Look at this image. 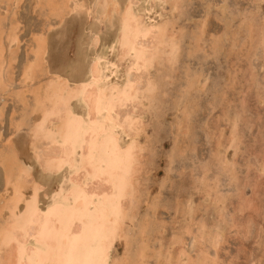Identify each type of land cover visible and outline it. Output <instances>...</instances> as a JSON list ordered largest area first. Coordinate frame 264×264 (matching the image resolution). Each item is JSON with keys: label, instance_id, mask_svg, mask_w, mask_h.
Segmentation results:
<instances>
[{"label": "rangeland", "instance_id": "1", "mask_svg": "<svg viewBox=\"0 0 264 264\" xmlns=\"http://www.w3.org/2000/svg\"><path fill=\"white\" fill-rule=\"evenodd\" d=\"M52 1L62 2V0ZM81 1L83 2L81 3ZM85 1L87 4L85 3ZM95 1L96 0H69V5L72 8L74 7V10L69 13L70 16H65L67 18L69 17L68 19L64 18L62 21H60L55 15H51V18L50 10L46 7L43 8L42 5L38 4L39 0H22L20 1V3L18 2V4L15 0H0V4L3 2L2 5H0V17L2 18H0V37L1 41L4 43V54L6 53L5 56L9 59L12 53L10 52L11 50H8V48H10L12 45H10L7 36L11 34V24L18 23L17 29H15L16 31H18L16 32L18 43L13 44L15 45L12 46L13 49L12 47L10 48L12 49V51H14V54L12 55L14 68L10 77L13 81L10 82L9 88H5L6 91L4 93L0 92V108H4L2 110L3 117L0 119V148H3L7 142V139L13 136L12 141L16 146L20 159H22L28 165H31V160L34 159L33 164L31 165V174L35 181L43 184V189L40 191V205L43 208L45 207V204L47 205V203L50 201V197L58 188L60 181L67 173V169H63L59 173L57 172L55 174L49 172L48 175V172L42 170L41 166H39V162L36 160V157H34L35 153L31 146L33 135L30 128H33V123L35 124V122L38 121L41 115L39 114V111L32 113V109L35 104L33 91H42L47 81H49L51 78L56 77L57 75L66 77L71 85L74 84L75 80L87 77V72L90 69V65L93 60L92 58H94L97 54L100 55V53H97V51L101 52L102 55L100 56L105 57L106 61H117L119 55L118 46L117 48H115V50H113L111 44L118 34V30L116 28L118 26V21L116 20L114 26H112L110 23H108L107 20H103L102 18H100V16H98V14L92 12L90 9L91 7H94V3H96ZM126 1L127 0H120L122 7H124L123 5L126 4ZM167 1L172 4L167 3ZM167 1L135 0V2L137 3L136 5H134L135 12L138 10L136 13L144 16V19L147 22L151 24H162L167 20V22L170 24L169 27L171 29V32H173L174 36L177 38L176 42L179 43V50L176 55L177 58L175 57V60L172 64H170V62L166 60V57L164 55V57L162 58L164 60V63L162 62V59H159L155 64H153V66L155 65L154 68L150 67L148 69V78L151 77L149 80L155 81L157 83H154V92L156 91V93L152 92L153 95L152 93L149 95L147 94L148 92H146V99H143V106L145 109H148L147 112H145V109L139 110L138 108L136 109V111L138 112L134 111L135 117H138V115H140L138 119H141V116L143 117L141 121L144 119L142 121L144 129L140 132V136L136 137L137 139L139 138V142L142 141L140 142V144L145 141L143 143V147H145L146 150L142 151V164L144 165H142L143 170L140 174V179L142 181L139 182L135 216L132 220L127 219L128 221L126 220L125 222L126 229L128 230L127 234H129V244L126 243L125 238L118 239L112 249L113 253L111 262L112 260H115V257L116 260L120 262L122 260L131 261L132 259L134 260L135 257L137 259L140 249L145 244L147 246H145L147 249L146 256H150L151 254L153 255H151L149 258L147 256V258H145V260H147L146 262L144 261V264H159L160 257H162V261L163 258H167L168 261L170 259L173 264L176 263L175 261H177L179 264H188V259L190 261V264H264V0H258V2L257 0ZM76 2L80 3V5L84 3V5L81 6L82 9L81 7H78L79 9H75ZM175 2L177 4L179 3V6L176 8L177 10L174 8L177 6V4L176 6L173 5ZM166 3L167 5L165 6ZM162 5L163 7H161ZM151 6L153 8L155 6V8L153 9ZM179 7L180 9H182L183 7L185 8H183L180 12ZM186 7H188L187 10ZM80 9L82 12H80ZM161 9H165L167 12ZM82 15L83 18L81 17ZM93 15H95L96 17ZM14 16L16 19L14 18ZM172 19L174 20V22L172 21ZM177 20L179 21V23L177 22ZM242 20L244 22H242ZM87 21L89 22V24H94V26L91 24L89 25ZM246 21L248 22L245 23ZM83 22H85V25L83 24ZM95 22H97L98 24L96 25ZM101 22H104V24H102ZM241 22L243 23V26ZM259 24L263 25L262 28ZM49 25L51 26L49 27ZM256 25L258 27H256ZM254 26L258 28H255L256 31H254L255 29H253ZM239 28L243 32H241ZM7 30L9 31L8 33ZM96 30L98 31L99 40L101 41L98 42L96 46H94L92 39L96 36ZM176 30L179 32H177ZM257 30L260 31L258 32ZM39 31L42 32L40 34L46 37L47 43H49L50 41L48 45V52L50 53L46 55L47 60H45L44 62L46 65L43 64L42 67L44 70L42 69L39 72V75H37V78L35 80L33 79L31 81L28 80L25 82L23 76L24 70L26 69L25 66H28L30 62L34 60V54L31 52L32 48L34 49L35 47L36 40H33L32 38L35 37L34 39H36V36L39 35ZM258 33L260 34V36L257 35ZM83 35L86 38L85 42H83L84 37L81 40V37ZM87 36H89V39ZM234 36H236L235 39ZM200 38L203 40H201ZM91 40L92 42L89 43V41ZM213 40L216 43H214ZM81 41L82 43H80ZM194 42L198 43L199 47L198 45H195ZM85 43H87L88 45L86 46ZM221 44L223 47L220 46ZM252 44H254V46ZM5 45L7 48L5 47ZM93 46L95 48V52L94 48H92ZM212 48L215 49L212 50ZM85 49L86 51L84 52ZM127 61L129 62L126 63ZM130 62V58L122 62L117 70V73L114 75H110V83L122 82L126 69L125 66H128ZM174 63H176L177 65ZM172 65H174L175 67ZM71 70L74 71V74ZM154 70L155 72H153ZM167 70L169 71L168 74ZM45 71H47V73ZM65 71H67V73ZM184 72H186V74ZM195 73L196 76L194 75ZM192 76L195 77L193 78ZM40 80L43 82H41ZM192 82H194L193 85H191ZM40 83L42 84V86ZM195 84H197L198 86H196ZM23 86L24 88H22ZM31 86L33 88L34 86L36 88H39H34L33 90ZM30 87L33 91H31ZM193 87L196 88L194 89ZM25 89L27 90L25 91ZM15 93L16 95H13ZM18 95L21 100L18 98ZM148 95L150 96L149 99ZM150 99H152L153 101ZM158 100H162L165 103ZM23 102H27L28 104L26 103L24 106ZM148 102L150 104H147ZM3 103L6 104L3 105ZM71 104L73 109L78 112H83L85 110V107L83 105L84 103L80 99H76ZM26 109L28 110L27 112ZM161 111H163L164 114H162ZM25 112L28 114V117L30 119L27 117V114ZM146 113L147 115H145ZM150 113L152 115H150ZM143 115L145 116V118ZM149 116L151 118H149ZM17 119H23V121L28 119L29 121H25L21 129L15 132L16 124L14 125V121L16 123L18 121ZM154 119H156L157 123ZM160 124L162 125L160 126ZM132 133L131 136L134 135V132ZM145 133H147L146 135L148 136V139H146L147 136L145 137ZM29 136L30 141L28 139ZM128 139L129 138L126 137V140ZM149 140L151 141L149 142ZM231 140L233 143L231 142ZM228 142L232 144H229ZM25 144L26 146H23ZM231 145L233 147H231ZM152 146H155L154 149ZM152 151L154 152V154ZM144 155H146L147 157ZM149 158L152 160H150ZM227 168H229V170ZM3 171V168L0 167V194L4 193L5 191V178ZM37 173L40 175H38ZM236 175L237 179H234ZM145 180L146 182H144ZM234 180L235 182H233ZM215 181H217V183L219 181V185L216 184ZM204 182H207L206 185ZM205 186H207V188ZM205 188L206 191H204ZM28 190L27 191L29 193L31 191L30 185L28 187ZM140 193L142 196L140 195ZM215 193L216 195L214 196ZM219 193L220 195H222V197H224H220ZM223 200L224 202L226 200V208L224 206V202H222ZM184 201L187 203L186 205ZM245 201L247 204H244ZM212 203L218 205L217 207L220 206V210H218L216 205L213 206ZM239 203H241L242 205ZM221 204L223 207L221 206ZM188 206L190 209L188 208ZM152 207H157V209H155L156 211ZM178 207L182 212L180 211V209H178ZM185 208L187 210H185ZM151 209H153V212L151 211ZM161 217L162 220L160 221ZM220 217L223 218V221ZM140 220L141 222L144 220L147 222H142V225V223L139 222ZM144 223L148 224L146 225ZM185 223L187 226L185 225ZM223 223L225 224L223 225ZM188 225L192 227V232H188L191 231L190 229H187L189 227ZM151 227L153 228V230ZM185 227L188 231L185 230ZM215 228H217V230ZM136 231H138V234H136ZM194 231L196 234L194 233ZM199 231L201 233H199ZM134 232L137 236L134 234ZM151 233L153 234L152 238L150 239ZM206 233L210 234L206 235ZM147 234H149L150 237ZM177 234L180 235L179 239H177ZM190 234L193 236V238ZM138 235H141L142 237ZM199 235L202 236L201 239ZM217 235L218 238L216 239L215 237H217ZM147 237L150 241H152L150 242L148 240L149 242H146ZM208 237H211L210 240L212 241V243L209 242L210 240ZM181 238H184V240H182ZM212 238L215 240H212ZM156 239H158L159 241H156ZM154 240L156 243H153ZM174 242L177 245L173 244ZM195 242L198 244V246H196L197 244ZM200 243H203V246ZM126 244L127 246H125ZM167 244H170V246H167ZM180 244L182 246L180 248L182 252L179 251ZM214 245L216 246L214 247ZM128 246H131L130 248L133 251H131ZM158 246L160 248L162 246V248L160 249ZM200 246H202L201 248L203 250L200 248ZM172 247L176 250L174 251ZM183 251L185 254L183 253ZM131 252H134L132 253L133 256ZM157 252L159 253V256ZM167 252H169V257L165 256V253L166 255H168ZM176 253L178 254L175 256ZM188 255L191 256L189 257ZM125 257L130 258L127 259ZM173 257L174 260L172 259ZM154 258L155 260H153ZM167 260H165V263L161 262V264H166ZM171 262L170 264H172Z\"/></svg>", "mask_w": 264, "mask_h": 264}, {"label": "bare ground", "instance_id": "2", "mask_svg": "<svg viewBox=\"0 0 264 264\" xmlns=\"http://www.w3.org/2000/svg\"><path fill=\"white\" fill-rule=\"evenodd\" d=\"M10 1H14V0H10ZM15 1H17V4H18V2L20 3V1H22V0H15ZM68 1L69 0H62V2H59V1L57 2V1H52V0L51 1L50 0H39L38 4L42 5L43 8L44 7L48 8L50 10V13H51L50 16L55 15L57 17V19L62 21L64 18H67V17H65L66 15L70 16L69 13L74 10V7L73 8L70 7ZM82 2L83 1H81V3ZM95 2L96 3H94V7L93 8L91 7V9H90L92 12L98 14V16H100V18H102L103 20H107L108 23H110L112 26H114V23L116 20L118 21V26L116 27L118 30V34H117L116 38H114V40L111 44V47L113 50H115V48H117V46H118V50H119L118 59H117V61H114V62L106 61L105 57L100 56V55H102L101 52L97 51V53H100V55H98V54L96 56L94 55L95 57L92 58L93 60H92V63L90 65V69L87 72V77L79 78V79L75 80L73 85H71L69 83V80L66 77H63L61 75L60 76L57 75L56 77L51 78L49 81H47L45 86L43 85L44 88L43 87H42L43 89L41 88L42 91L41 90H39V91L34 90V88L37 89L39 87L36 88L34 86V88H33L31 86L34 91L30 87L31 91H33V94H34L33 97L35 98L34 99L35 104L33 106L32 113L39 111V114L41 115L40 118L38 119V121H36V122L34 121L35 124L32 122L34 126H33V128H30L32 135H33V138H34V139L32 138L33 141L31 144L32 149L34 150V153H35L34 157H36V160L39 162V164H40L39 166H41L42 170L45 172H48L47 173L48 175H49V172L55 174L57 172L59 173L63 169H67V173L66 174L64 173L65 175H64L63 179L60 181L58 188L55 190L53 195L50 197V201L47 203V205L45 204V207L43 208L40 205L41 204L40 203V191L43 189V184L35 181L32 177V174H31V169H32L31 165L33 164L34 159L33 160L30 159L32 161L31 165H28L22 159H20L18 151L16 149V146H15L14 142L12 141L13 136H11L7 139V142L3 148H0V167L3 168V170H4L3 172H4V178H5L4 179L5 180V183H4L5 184V188H4L5 191H4V193L0 194V264H119V263L120 264H144L147 260V259L145 260V258H147V256H148V255L146 256V254H147L146 253V251H147L146 247L147 246L145 244L143 245V247L141 249L139 248L140 252L138 253L137 259H136V257H135L136 260L135 259L133 260L131 258L132 259L131 261L130 260H128V261L122 260L120 262V261H117L116 257H115V260H112V262H111L112 253H113L112 249L115 245V242L120 238H125L126 243L129 244V241H128V235L129 234H127L128 230L126 229L125 222L127 219L132 220L135 216V213H136L135 207H136V200L138 199L137 196H138L139 182L142 181L140 179V174L143 170L142 165H144V164H142V160H143V158H142L143 152L142 151L146 150L145 147H143V145H144L143 143L145 141L142 144H140V142H142V141L139 142L138 141L139 138L137 139L136 137H139L140 132L144 129L143 124H142V121L144 119L141 121V119L143 118L142 116H141V119L140 118L138 119V117L140 115H138V117H135L134 111L138 112V111H136L137 108L139 110L145 109L143 106V99H146V92H148L147 94H149V95L152 92H154V88H155L154 83H156V82L149 80L151 77L148 78V75H149L148 69L150 67L154 68L155 65L153 66V64H155L159 59H162L164 57V55L166 57V60L169 61L170 64H172L173 61L175 60L177 53H178V50H179L178 44L179 43L176 42L177 38L174 36L173 32H171V29L169 27L170 24L167 22V20L166 21L164 20L165 22L162 24L161 23L151 24L144 19V16L136 13L138 10L135 12L134 5L137 4L135 2V0H127L126 4L123 5L124 7L121 6L122 4H121L120 0H96ZM257 2H258V0H257ZM2 3L0 5H2ZM85 3H86V1H85ZM167 3H169V2L167 1ZM167 3L165 4V6L167 5ZM149 4H151V3H149ZM169 4H172V3H169ZM176 4L177 3L175 2L173 5L176 6ZM82 5H84V3L80 5V3L76 2L75 9L76 8L79 9L78 7H81ZM261 5H262V3H261ZM178 6H179V3L174 8L176 9ZM161 7H163V5ZM152 8H151V10H152ZM154 8H155V6H154ZM183 8H185V7H183ZM187 8L188 7H186V10H187ZM81 9H82V7H81ZM81 9H80V12H82ZM170 9H172V8H170ZM179 9H180V7H179ZM182 9H180V12ZM34 10H36V9H34ZM86 10H84V11H86ZM99 10H100V12H99ZM161 10H163V9H161ZM84 11H83V13H84ZM166 12H164V13H166ZM178 12H179V10H178ZM174 13H176V12H174ZM42 15H43V13H42ZM83 15L81 16L82 18H83ZM93 16H95V15H93ZM236 16H234V17H236ZM170 17H172V16H170ZM3 18H4V16H3ZM14 18H15V16H14ZM51 18H52V16H51ZM249 18H251V17H249ZM12 19H11V21H12ZM98 19H99V17H98ZM240 20H241V18H240ZM5 21H7V20H5ZM55 21H57V20H55ZM172 21L174 22L173 19H172ZM248 21H246L245 23H247ZM98 22H99V20H98ZM177 22L179 23L178 20H177ZM242 22H244V21L242 20ZM84 23L85 22H83V24ZM95 23H96V25L98 24L97 22H95ZM253 23H255V22H253ZM88 24H89V22H88ZM90 24L94 26V24H92V23H90ZM102 24H104V22ZM11 25H12V31H10L11 34L9 33L10 35L7 36V33L9 32L7 30L6 36L9 39L10 45L15 46L13 44L18 43L17 33H16L18 31L15 30V29H17L18 23H14ZM259 25H261V24H259ZM50 26L51 25H49V27ZM64 26H65V24H64ZM182 26H180V27H182ZM242 26H243V23H242ZM247 26H248V24H247ZM262 26L263 25H261L260 27L262 28ZM49 27H47V28H49ZM88 27H90V26H88ZM105 27H106V25H105ZM256 27H258V26L256 25ZM256 27L254 26L253 29H255ZM86 28H87V26H86ZM240 28H241V24H240ZM240 28H239V30H240ZM7 29H9V28H7ZM94 29H95V27H94ZM99 29H100V27H99ZM111 29H112V27H111ZM256 29H258V28H256ZM256 29L254 31H256ZM84 30H85V28H84ZM251 30H252V28H251ZM260 30H262V29H260ZM260 30H257V31L259 32ZM46 31H43V32H46ZM100 31H101V29H100ZM108 31H111V30H108ZM201 31H203V30H201ZM95 32H96L95 33L96 36L92 39L94 46H96L98 44V42L101 41V40H99L98 31L96 30ZM177 32H179V31H177ZM227 32H229V31H227ZM241 32H243V31H241ZM3 33H5V32H3ZM40 33H42V32L39 31V35L36 36V39H34L35 37L33 34L34 38H32V39L36 40V44L34 43L35 47H34V49L32 48V52H31L34 54V60L31 61L28 66H25L26 69L24 70V75H23L25 82L28 80H30V81L33 79L35 80L37 78V75H39V72L43 69L42 68L43 64L46 65L44 63L45 60H47L46 55L50 53V52H48V45H49L50 41H49V43H47L46 37ZM183 33H184V30H183ZM183 33H182V35H183ZM252 33H255V32H252ZM18 35H19V33H18ZM106 35H108V34H106ZM257 35L260 36L259 33ZM0 36H1V34H0ZM262 36H263V34H262ZM83 37H84V35L81 37V40ZM87 37L89 39V36H87ZM235 37L236 36H234V39H235ZM194 38H196V37H194ZM85 39L86 38L84 37L83 42H85ZM92 40L89 41V43L92 42ZM201 40H203V39H201ZM184 41H185V38H184ZM263 42H262V44H263ZM6 43H8V42H6ZM80 43H82V41ZM102 43H103V41H102ZM214 43H216V42L214 41ZM3 44L4 43L1 41V37H0V92L1 93H4L6 91V89L9 88L10 82L13 81L12 78H10V77L12 75V71L14 68L13 67V58H12V55L14 54V51H12L13 47L11 46L12 49H10L11 47L8 48V50H11L10 52L12 53L11 57L9 59V58H6V56H5L6 53L4 54L5 49H4ZM85 44H86V46L88 45L87 43H85ZM104 44H103V46H104ZM83 45H84V43H83ZM195 45H198V43H195ZM252 45L254 46V44H252ZM19 46H20V44H19ZM94 46L92 48H94ZM183 46H184V44H183ZM220 46H222V44ZM5 47H6V45H5ZM198 47H199V45H198ZM98 48H99V46H98ZM198 49H200V48H198ZM213 49H215V48H212V50ZM85 51H86V49L84 50V52ZM189 51H190V49H189ZM94 52H95V48H94ZM204 53H205V51H204ZM88 55H86V56H88ZM207 55H209V54H207ZM129 58H130L131 62L128 66H125L126 69H125V74L123 73L124 79L123 80L121 79L122 82L110 83V81H109L110 75L116 74L117 70L120 67V65L122 64V62L126 59H129ZM128 62L129 61H127L126 63H128ZM162 62L164 63V60ZM174 64H176V63H174ZM172 66H174V65H172ZM174 67H172V68H174ZM121 69H122V67H121ZM166 69H167V67H166ZM45 70H47V69H45ZM168 70H167V74L169 72ZM189 70H190V68H189ZM67 71H65V72L67 73ZM75 71H77V70H75ZM45 72L47 73V71H45ZM72 72L74 74V71H72ZM153 72H155V70ZM184 73L186 74V72H184ZM75 74H76V72H75ZM63 75H65V74H63ZM175 75H176V73H175ZM194 75L196 76V73ZM43 76H44V74H43ZM195 76H192V77L194 78ZM204 76H205V74H204ZM161 78H163V77H161ZM188 78H189V76H188ZM116 80H118V79H116ZM41 82H43V81H41ZM163 82H165V81H163ZM190 82H191V80H190ZM193 84H194V82H192L191 85H193ZM22 85H23V83H22ZM24 85H26V84H24ZM30 85H32V84H30ZM189 85H190V83H189ZM195 85L198 86L197 84H195ZM204 85H205V82H204ZM41 86H42V84H41ZM188 87H187V89H188ZM22 88H24V86ZM157 89H158V87H157ZM26 90L27 89H25V91ZM23 91H24V89H23ZM158 91H159V89H158ZM11 92H13V91H11ZM154 93H156V91ZM13 95H16V93ZM26 95H28V94H26ZM149 95H148V99L150 97ZM152 95H153V93H152ZM162 95H164V94H162ZM18 98L21 100L19 95H18ZM164 98H165V96H164ZM14 99H16V98H14ZM76 99L77 100L80 99L84 103L83 105L85 107V110L83 109L84 110L83 112H81V111L78 112V111L73 109L71 103L73 101H75ZM152 99H150V100H152ZM160 99H162V98H160ZM156 100H157V97H156ZM158 101H162V100H158ZM145 102H146V100H145ZM162 102H164V101H162ZM26 103H24V106ZM5 104L6 103H3V105H5ZM147 104H150V103L148 102ZM3 109H4L3 107L0 108V119L3 117V111H2ZM186 109H188V108H186ZM145 110H146L145 112H147L148 109H145ZM159 110H161V109H159ZM27 111L28 110L26 109V112ZM161 112H162V114H164L163 111H161ZM145 115H147V113ZM150 115H152V114L150 113ZM186 116H183V117H186ZM27 117H28V114H27ZM144 118H145V116H144ZM149 118H151V117L149 116ZM153 118H154V116H153ZM23 119H25V118H23ZM23 119H20L18 121L16 120L17 121L16 123L14 121V125L16 124L15 125L16 126L15 132H17V130H20L22 125L24 124V122L28 120L27 119V120L23 121ZM154 120L156 121V119H154ZM154 120H152V121H154ZM160 122H162V121H160ZM178 122H180V121H178ZM27 123H29V122H27ZM156 123H157V121H156ZM181 124H182V122H181ZM161 125L162 124H160V126ZM153 127H154V125H153ZM23 128H24V126H23ZM231 131H234V130H231ZM132 132H134L133 136H131L133 134ZM146 134L147 133H145V137L147 136ZM235 134H236V132H235ZM12 135H13V133H12ZM129 136H131V137H129ZM126 137H128L129 139L126 140ZM235 137H234V139H235ZM28 139L30 141V136ZM146 139H148V136ZM150 141L151 140H149V142ZM231 142H232V140H231ZM22 143H23V141H22ZM232 143H229V144H232ZM229 144H227V145H229ZM23 146H26V144ZM235 146H237V145H235ZM152 147L154 149L155 146H152ZM231 147H233V146L231 145ZM227 148H229V147H227ZM153 154H154V152H153ZM144 156H146V155H144ZM150 160H152V159H150ZM148 166H149V164H148ZM34 168H36V167H34ZM227 169L229 170V168H227ZM146 171H144V172H146ZM38 175H40V174H38ZM60 176H62V175H60ZM230 178H231V176H230ZM235 178L237 179V175H236V177H234V179ZM42 181H43V179H42ZM144 182H146V180ZM215 182H216V184L219 183V181H218V183H217V181H215ZM233 182H235V180ZM206 183H205V185H206ZM29 185L31 186V191L28 193ZM200 187H202V186H200ZM205 187L207 188V186H205ZM206 188L204 191H206ZM216 190H217V188H216ZM140 195H141V193H140ZM215 195H216V193L214 194V196ZM219 195H220V193H219ZM157 196H159V195H157ZM220 197H222V195H220ZM144 198H142V199H144ZM147 201H148V198H147ZM215 201H216V199H215ZM242 201H243V199H242ZM141 202H142V200H141ZM217 202H219V201H217ZM222 202H224V200ZM222 202H220V203H222ZM225 203H226V200L224 202V206H225ZM241 203H239V204H241ZM186 204L187 203L185 202V205ZM244 204H247L246 201ZM182 205H183V203H182ZM214 205H216V204H213V206ZM217 206L218 205H216V207ZM221 206H222V204H221ZM183 207H184V205H183ZM219 207H217L218 210H220ZM138 208H139V206H138ZM152 208H154V207H152ZM186 208H185V210H187ZM188 208H189V206H188ZM191 208H193V207H191ZM225 208H226V206H225ZM237 208H239V207H237ZM240 208H242V207H240ZM155 209H157V207L154 208V210ZM178 209H180V208L178 207ZM152 210L153 209H151V211ZM191 210H193V209H191ZM180 211H181V209H180ZM177 212H178V210H177ZM184 212H186V211H184ZM142 215H144V214H142ZM184 215H185V213H184ZM136 216H138V215H136ZM138 218H136V219H138ZM221 219L223 221V218H221ZM161 220H162V217H161L160 221ZM144 221H142V222H144ZM139 222H141V220ZM145 222H147V221H145ZM161 223H164V222H161ZM144 224L147 225L148 223H144ZM224 224L225 223H223V225ZM142 225H143V223H142ZM185 225H186V223H185ZM191 226H192V224H191ZM191 226H189L187 228V229H190L191 231H188L186 229V227H185V230H187L188 232H192ZM143 227H145V226H143ZM199 228H200V226H199ZM224 228H226V227H224ZM215 229L217 230V228H215ZM152 230H153V228H152ZM187 231H185V232H187ZM200 231H199V233H201ZM136 232H137L136 234H138V231H136ZM149 233H150V231H149ZM194 233H195V231H194ZM212 233H214V232H212ZM134 234H135V232H134ZM152 234L153 233H151V235H150L151 237L149 236V234H147L150 237V239L152 238ZM204 234H202V235H204ZM208 234H210V233H208ZM208 234L206 233V235H208ZM138 236H141V235H138ZM176 236L178 237V238L177 237L176 238L179 239L180 235L177 234ZM214 236H215V234H214ZM191 237L193 238L192 235H191ZM199 237H200V239L202 238V236H200V235H199ZM203 237H205V236H203ZM206 238H207V236H206ZM210 238H209V240H210ZM215 238L217 239L218 235ZM222 239H223V237H222ZM148 240L149 239L147 237L146 242ZM157 240L158 239H156V241ZM182 240H184V238ZM212 240H215V239L212 238ZM122 242H124V241H122ZM184 242H186V241H184ZM209 242L212 243L211 240ZM153 243H156L155 240L153 241ZM127 244L125 246H127ZM158 244H159V242H158ZM173 244H175V242ZM185 244H187V243H185ZM168 245L170 246V244H167V246ZM175 245H177V244H175ZM201 245L203 246V243ZM162 246H161V248H162ZM196 246H198V244ZM202 246H200V248ZM212 246H213V244H212ZM215 246L216 245H214V247ZM130 247H129V249L131 250ZM181 247L182 246L180 244V247H179L180 252H182L180 250ZM135 248H137V247H135ZM135 248H133V249H135ZM173 249H174V251L176 250L175 248H173ZM186 250H188V249H186ZM131 251H133V250H131ZM134 252H131V254ZM150 252H149V254H150ZM169 252H167L168 255H166V253H165V256L169 257ZM183 253H184V251H183ZM123 254H124V252H123ZM160 254H161V252H160ZM177 254L178 253H176L175 256ZM151 255H153V254H151ZM162 255H163V253H162ZM162 255H160V256H162ZM170 255H171V253H170ZM132 256H133V254H132ZM150 256H148V258ZM158 256H159V253H158ZM204 257H205V255H204ZM118 258H119V256H118ZM125 258H127V257H125ZM129 258H127V259H129ZM161 258L162 257H160V259H159V261H160L159 264H161V262L165 263V260H167V258H163V261L161 260ZM172 259L174 260V257ZM119 260H121V259H119ZM153 260H155V258ZM169 261H170V259H169ZM169 261L167 260L166 264L167 263L170 264L171 261L170 262ZM175 262L176 263H174V264L178 263L177 261H175ZM179 262H180V260H179ZM185 262H183V263H185ZM189 262L190 261L188 259V264H190ZM191 264H194V263H191Z\"/></svg>", "mask_w": 264, "mask_h": 264}]
</instances>
